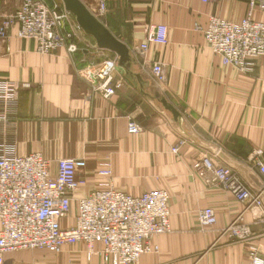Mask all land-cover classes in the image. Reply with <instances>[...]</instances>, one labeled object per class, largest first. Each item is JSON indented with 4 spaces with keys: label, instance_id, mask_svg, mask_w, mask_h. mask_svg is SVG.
Segmentation results:
<instances>
[{
    "label": "crops",
    "instance_id": "1",
    "mask_svg": "<svg viewBox=\"0 0 264 264\" xmlns=\"http://www.w3.org/2000/svg\"><path fill=\"white\" fill-rule=\"evenodd\" d=\"M130 49L131 60L119 62L115 93L105 96L83 75V69L118 55L97 46L94 38L76 27L71 14L64 31H72L67 46L50 53L36 50L31 39L19 38L16 26L7 43H0V79L20 84L19 97L0 120V155L39 153L57 171V161L84 162L79 175L87 180L77 193L97 189L99 164L110 161L115 189L139 195L166 190L172 231L154 238L159 251L143 255L136 264H249L252 249L264 254V230L256 217L263 209L243 214L253 236L247 240L221 235V230L244 210L232 193L207 184L194 170L201 153L231 166L248 186L259 187L262 174L250 156L264 159V57L251 72L224 65L207 46L197 25L206 27L214 15L240 22L246 0H81ZM14 0H0V17L13 13ZM256 19L264 14L255 13ZM166 24L168 42L151 43L146 57L138 51L150 27ZM150 61L163 63L165 82L154 78ZM165 97L181 113L180 120L161 103ZM135 120L141 131L129 133ZM178 147L174 152L173 148ZM76 200L62 220L70 227ZM210 206L217 223L203 228L198 212ZM101 243L95 248L100 249ZM4 264H110L99 252L90 255L84 242L64 245L60 251L22 249L7 252Z\"/></svg>",
    "mask_w": 264,
    "mask_h": 264
},
{
    "label": "built area",
    "instance_id": "2",
    "mask_svg": "<svg viewBox=\"0 0 264 264\" xmlns=\"http://www.w3.org/2000/svg\"><path fill=\"white\" fill-rule=\"evenodd\" d=\"M13 13L0 17V43H7L9 29L16 26V34L31 39L36 50L50 53L67 46L77 50V44L69 42L73 32L64 31V24L71 16L62 0H14ZM217 0H203L214 3ZM248 11L240 22L211 15L206 27L197 25L205 35L206 46L221 57L224 65H231L242 72H251L257 59L264 57V18L256 19L255 13L264 14V0H246ZM102 9L105 8L101 0ZM169 28L160 23L148 29L138 45L141 56L146 57L151 43L168 42ZM158 83L165 82L163 63L145 60ZM117 58H108L83 69L105 96L115 93L113 86ZM20 84L0 79V120L9 119V106L19 97ZM129 133L141 131V126L131 120ZM178 147L173 151L177 152ZM252 165L262 174L263 181L256 189L246 184L235 170L217 162L208 153H201L193 163V170L207 183L220 186L244 204V210L221 230L222 236L247 240L253 236L249 224L244 222V212L249 208H264V159L261 151H254ZM84 162L73 158L57 161V171H51V163L39 153L25 156L0 155V264H4L7 252L22 249H48L60 251L64 245L84 242L88 253L99 252L110 264H136L140 258L159 251L154 238L172 231L166 190H151L132 195L114 188L113 169L110 161L99 164L97 173L103 178L97 189L84 196L78 191L87 184L79 175ZM76 200L78 212L70 227H63ZM203 228L217 223L214 208L207 206L198 212ZM264 230V212L256 217ZM96 243L104 248L97 250ZM249 264H264V254L252 249Z\"/></svg>",
    "mask_w": 264,
    "mask_h": 264
},
{
    "label": "water",
    "instance_id": "3",
    "mask_svg": "<svg viewBox=\"0 0 264 264\" xmlns=\"http://www.w3.org/2000/svg\"><path fill=\"white\" fill-rule=\"evenodd\" d=\"M62 2L65 9L74 16L76 27L92 36L99 48L116 53L121 65L131 60L129 47L113 35L81 0H62ZM160 101L173 114L175 120H180L181 113L171 102L165 97H161Z\"/></svg>",
    "mask_w": 264,
    "mask_h": 264
},
{
    "label": "bare ground",
    "instance_id": "4",
    "mask_svg": "<svg viewBox=\"0 0 264 264\" xmlns=\"http://www.w3.org/2000/svg\"><path fill=\"white\" fill-rule=\"evenodd\" d=\"M76 206H77V212H78V205H76ZM77 212H76V214H77ZM76 214L74 215V217H73V218H75ZM100 245H101V247H100V249H98V250H101V249H103V248H104V245H103L102 243H101Z\"/></svg>",
    "mask_w": 264,
    "mask_h": 264
}]
</instances>
